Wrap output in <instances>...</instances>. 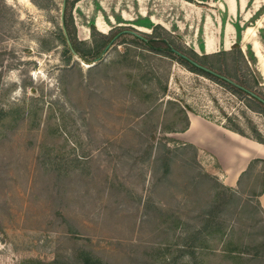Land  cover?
<instances>
[{
    "label": "rangeland",
    "instance_id": "rangeland-1",
    "mask_svg": "<svg viewBox=\"0 0 264 264\" xmlns=\"http://www.w3.org/2000/svg\"><path fill=\"white\" fill-rule=\"evenodd\" d=\"M186 1L0 0V264H264V158L231 183L183 134L197 115L264 141L239 88L264 85L251 44L248 64L207 58L227 82L185 60L202 65L209 18L217 51L227 23L264 38V5Z\"/></svg>",
    "mask_w": 264,
    "mask_h": 264
},
{
    "label": "crops",
    "instance_id": "crops-1",
    "mask_svg": "<svg viewBox=\"0 0 264 264\" xmlns=\"http://www.w3.org/2000/svg\"><path fill=\"white\" fill-rule=\"evenodd\" d=\"M223 1L221 0L220 2H223L226 5L227 12H229L232 17L235 12H256L264 5V0ZM186 2L193 5L192 2ZM207 3H209V5H214L210 4L209 1ZM250 4H252L251 8ZM124 12L128 11L124 10ZM139 12L148 11L146 9H143L139 10ZM96 16L95 26L97 27V29L104 34L109 33L111 27L107 23L103 14L100 13ZM152 17L155 16L151 15L150 20L158 23ZM123 18H125V16H123ZM109 19L112 22H115V19L112 15L109 16ZM220 21V17H217L215 19L216 26H214L211 19L209 18L206 25H204L205 53L210 54L217 51L219 43L218 41H216V33L218 34ZM261 25V20H257L255 24L245 25L243 28L245 30L242 31V41L240 40V43H243L242 46L249 43L252 44L254 46V54L259 59V61L264 63V38L257 32V29L261 27ZM134 26H137V28L141 31L149 32V28L144 25ZM84 29L86 31L84 39H86L88 38L89 31L87 27ZM232 36L233 29L231 25L227 23L225 25V35L223 38L224 49H230L234 44ZM196 51L200 53L198 48L196 49ZM189 122V128L183 131V134L187 135L186 140L196 147H199L202 150H207L215 155L226 176L231 178V183H234L237 178L246 170L252 159L264 158V144L242 136L237 132L225 128L224 126L219 127L218 125H215V127L211 128L209 124H206V122L197 115H190ZM257 147H259L261 150L259 148L257 149ZM259 202L261 207L264 209V191L259 195Z\"/></svg>",
    "mask_w": 264,
    "mask_h": 264
},
{
    "label": "trees",
    "instance_id": "trees-1",
    "mask_svg": "<svg viewBox=\"0 0 264 264\" xmlns=\"http://www.w3.org/2000/svg\"><path fill=\"white\" fill-rule=\"evenodd\" d=\"M34 1V3H37V0H33ZM188 1H190V2H193L192 0H188ZM97 28V27H96ZM98 30V29H97ZM99 31V30H98ZM64 32H66V33H64L65 34V40L67 41V42H69V36H68V34H67V31H64ZM100 32V31H99ZM69 33V32H68ZM102 33V32H101ZM240 40H241V34H238V41H236L233 45H232V47L230 48V49H222V50H219V51H217V52H214V53H210V54H208V53H205V54H203L202 56H204V61H202L203 63H202V65L203 66H205V67H207V68H209L210 70H212L213 71V73H211V72H208V71H206V70H204V69H202V68H199L198 66H196V64L194 63V62H197V61H195V60H193V59H189V58H187V57H185V60H187L188 62H190V64H192V65H194L195 67H197V68H199L200 70H202L203 72H205V73H208V74H212V75H214V76H216L217 77V79H219L220 81H225V82H227L228 80L227 79H225V78H223V76L224 77H226L224 74H222V69H221V67H219L218 65H216V64H209L206 60H207V58H213V57H218V60H220V57L221 56H223V57H228V56H231V55H234L235 56V58L237 59V57H239V58H241V59H243L245 62H246V64H248V59H247V55H246V53H245V51H244V49H243V47H242V44L240 43ZM76 50H78L77 48H75ZM252 51V50H251ZM254 53V52H253ZM254 56H255V54H254ZM255 59H256V56H255ZM198 63V62H197ZM199 64V63H198ZM201 65V64H200ZM252 71H253V74H255L256 73V70L255 69H252ZM228 77H230V78H235V76H233V75H231V74H226ZM256 86V87H255ZM257 86L258 87H263L264 85H263V82L262 81H259V79H258V76L256 75L255 76V83L254 84H252V85H250V86H246V89L245 88H243V87H239L240 89H242V90H244V91H246L248 94H250L251 96H252V99L257 103V106L259 105V107H261V106H264V96L262 95V94H260V92H258V88H257ZM251 105V104H250ZM188 125H190V122H189V124ZM223 126L225 127V128H228V129H230V130H232V131H234V132H237V133H239L240 135H242V136H245V137H248V138H250V139H253V140H256L257 142H259V143H261V144H264V141L261 139V138H259V137H250L248 134H246V132L242 129V128H240V127H233V126H229V125H225V124H223ZM189 128V126L186 128V129H188ZM186 129H184V131L186 130ZM190 146H194V147H196L195 145H193L192 143H190L189 144Z\"/></svg>",
    "mask_w": 264,
    "mask_h": 264
},
{
    "label": "water",
    "instance_id": "water-1",
    "mask_svg": "<svg viewBox=\"0 0 264 264\" xmlns=\"http://www.w3.org/2000/svg\"><path fill=\"white\" fill-rule=\"evenodd\" d=\"M64 10H65V4L63 5V7H62V21H63V18H64ZM251 46H252V49H253V51H254V46L251 44ZM243 47V46H242ZM73 50V49H72ZM74 53H75V51H74ZM195 64H196V66H198L199 68H202V69H204V70H206V71H208V72H211V73H213V71L212 70H210L209 68H207V67H205V66H203V65H200V64H198L197 62H194ZM223 78H224V76H223Z\"/></svg>",
    "mask_w": 264,
    "mask_h": 264
},
{
    "label": "bare ground",
    "instance_id": "bare-ground-1",
    "mask_svg": "<svg viewBox=\"0 0 264 264\" xmlns=\"http://www.w3.org/2000/svg\"><path fill=\"white\" fill-rule=\"evenodd\" d=\"M83 64H86V66L87 67H89V66H92V64H90V63H86V62H83ZM259 147H257V149H258ZM260 149V148H259ZM261 150V149H260Z\"/></svg>",
    "mask_w": 264,
    "mask_h": 264
}]
</instances>
